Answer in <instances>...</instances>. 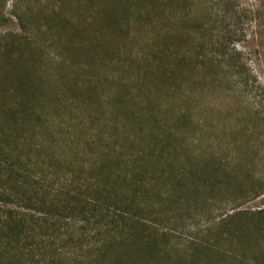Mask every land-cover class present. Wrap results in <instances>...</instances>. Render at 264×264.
<instances>
[{"label":"rangeland","instance_id":"1","mask_svg":"<svg viewBox=\"0 0 264 264\" xmlns=\"http://www.w3.org/2000/svg\"><path fill=\"white\" fill-rule=\"evenodd\" d=\"M129 1L115 31L103 29L104 10L128 0H0V211L34 213L8 202L24 165L34 184L49 160H173L180 170L218 156L245 186L202 196L199 210L177 192L183 204L162 229L180 244L217 242L239 220L264 261V0ZM170 118L184 123L161 144L169 156L148 157L153 124ZM157 167L142 178H158ZM27 244H0L2 264L48 263L33 231Z\"/></svg>","mask_w":264,"mask_h":264},{"label":"trees","instance_id":"2","mask_svg":"<svg viewBox=\"0 0 264 264\" xmlns=\"http://www.w3.org/2000/svg\"><path fill=\"white\" fill-rule=\"evenodd\" d=\"M130 3L106 7L103 29L120 31L123 21L131 18H126ZM120 7L124 8L123 19H118ZM152 7H139L138 16L151 15ZM172 123L175 131L166 130L168 134L162 136V128ZM182 123L174 118L155 122L153 128L161 133H150L148 157L166 159L169 150L161 144L171 145ZM166 137L171 140L163 142ZM186 142L178 147L184 149ZM172 161L49 160L35 165L38 177L34 184L29 181L27 165L21 166L15 175L21 186L14 188L8 202L34 213L0 211V244L26 248L33 231L36 251L41 256L46 252L47 264H264L256 255L258 242L245 233L253 229L239 220L224 223L222 239L217 242L193 237L180 244L164 232L163 223L170 217L165 221L168 217L163 214L169 216L175 204H183L177 192L186 191L195 198L199 210L202 196L211 198L225 188L245 186L226 171L221 157L194 160L180 170ZM151 162L159 167L152 172L158 178L143 179ZM153 180L164 184L155 187ZM29 187L34 188L33 195Z\"/></svg>","mask_w":264,"mask_h":264}]
</instances>
